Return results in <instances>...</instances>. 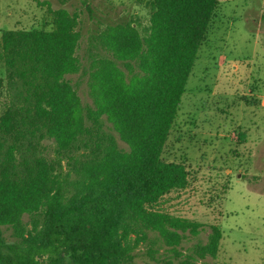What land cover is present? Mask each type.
I'll list each match as a JSON object with an SVG mask.
<instances>
[{"label":"trees","instance_id":"trees-1","mask_svg":"<svg viewBox=\"0 0 264 264\" xmlns=\"http://www.w3.org/2000/svg\"><path fill=\"white\" fill-rule=\"evenodd\" d=\"M226 1L136 0L149 24L131 19L91 34L87 64L78 53L79 16L66 9L49 7L39 28L2 32L0 264L217 258L219 226H210L206 243L185 248L205 225L160 206L190 184L186 164L164 152L215 11ZM78 74L88 76L91 105L68 78Z\"/></svg>","mask_w":264,"mask_h":264},{"label":"rangeland","instance_id":"rangeland-1","mask_svg":"<svg viewBox=\"0 0 264 264\" xmlns=\"http://www.w3.org/2000/svg\"><path fill=\"white\" fill-rule=\"evenodd\" d=\"M49 7L79 16L78 53L85 64L91 34L131 19L149 24L136 0H0V37L39 28ZM2 68L0 62L3 78ZM68 78L91 105L88 76ZM164 157L186 164L190 184L166 196L160 209L205 225L184 247L206 243L217 225L220 251L206 264H264V0L226 1L216 9ZM5 235L10 241L11 232Z\"/></svg>","mask_w":264,"mask_h":264}]
</instances>
